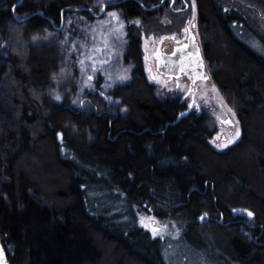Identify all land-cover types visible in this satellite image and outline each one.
Wrapping results in <instances>:
<instances>
[{
  "label": "trees",
  "instance_id": "trees-1",
  "mask_svg": "<svg viewBox=\"0 0 264 264\" xmlns=\"http://www.w3.org/2000/svg\"><path fill=\"white\" fill-rule=\"evenodd\" d=\"M95 1L0 0V236L9 264H187L174 257L180 244L200 264H264V26L254 18L264 19V0H194L205 61L240 123V140L223 151L210 143L204 112L177 121L178 95L161 98L147 77L135 21L157 29L142 7L156 0L107 8L125 31L110 104L87 90L74 105L53 101L64 53L32 41L94 21ZM146 210L185 226L154 237L140 224Z\"/></svg>",
  "mask_w": 264,
  "mask_h": 264
},
{
  "label": "rangeland",
  "instance_id": "rangeland-1",
  "mask_svg": "<svg viewBox=\"0 0 264 264\" xmlns=\"http://www.w3.org/2000/svg\"><path fill=\"white\" fill-rule=\"evenodd\" d=\"M114 2H119V0H96L94 9L89 8L95 15L94 21L90 23L84 21L82 24L80 22L85 20V18L81 17L78 22L75 21L80 26L71 29L65 27L59 33L54 31L45 38L32 41L35 46L54 44L61 48L64 53L65 65L53 79V101L55 103L74 105L79 100L78 97H82L86 90L87 92L100 94L105 102L111 103L112 100L108 95V91L116 86L123 73L122 68L118 67L117 57L120 56V51L123 50V37L125 35L121 14L117 11L108 12L107 9L102 12L105 5ZM188 3L191 4L193 12L190 24L193 22L197 24L198 12L196 3L194 0H190ZM143 7L146 6L143 5ZM113 13L116 15H113ZM254 18L255 21L264 26V19H261L256 14ZM135 23L143 32L145 31L143 30L145 27L142 21L137 20ZM196 30L199 44L202 47L203 43L198 26ZM249 38L247 37V39ZM142 41L146 65L145 51H148L150 56H152L156 44L148 35H142ZM207 70L212 79L208 66ZM155 76V80H152L151 75L147 72L149 81L154 82L157 86L158 96L165 98L169 94L167 90H170V94L173 92L171 90L174 89V84L166 85V79L159 73L155 72ZM199 86L198 101L202 112L207 115V119L210 122L209 125L214 129V135L210 143L219 151L226 150L236 144L241 138L240 123L237 115L222 97L213 79L210 84L202 83ZM182 88L187 89V86L181 84L180 89L182 90ZM121 112L125 113V110L121 109ZM227 120H231L234 124L226 125L224 121ZM71 132L73 131L71 130ZM237 132L240 133L239 136L236 135ZM250 213L252 212L244 209L233 210L235 217L253 224L254 214ZM139 217L141 226L148 229L154 237H176L185 226L180 218L160 220L155 217L151 210L142 211ZM153 228L156 230L153 231ZM173 254L176 259L184 260L187 264H200L188 254L185 247L181 244L173 249Z\"/></svg>",
  "mask_w": 264,
  "mask_h": 264
},
{
  "label": "flooded vegetation",
  "instance_id": "flooded-vegetation-1",
  "mask_svg": "<svg viewBox=\"0 0 264 264\" xmlns=\"http://www.w3.org/2000/svg\"><path fill=\"white\" fill-rule=\"evenodd\" d=\"M144 9L154 12L152 17L157 28L142 33L143 36L148 35L156 44L152 56L145 51L146 71L149 72L152 80H155L156 72L166 79V85L174 84L171 94L178 95L185 108L183 112L190 110L188 114L201 113L202 108L197 98L199 85L210 84L212 79L207 82L200 78L201 73L209 72L207 64L203 69L201 68L200 58L191 43L193 38L194 44L202 50L197 36V24L195 22L190 24L193 13L191 4L187 0H156L147 2V7ZM181 84L187 86V89L181 90ZM167 91L170 93V90Z\"/></svg>",
  "mask_w": 264,
  "mask_h": 264
},
{
  "label": "water",
  "instance_id": "water-1",
  "mask_svg": "<svg viewBox=\"0 0 264 264\" xmlns=\"http://www.w3.org/2000/svg\"><path fill=\"white\" fill-rule=\"evenodd\" d=\"M119 3L120 2H114V3H109V4L105 5L102 12H104L108 7L115 6V5L119 4ZM142 7H143V5H142ZM191 43H192L193 47L196 50V55L200 58L199 59V63L201 64V68L203 69L206 66V64H207L206 61H205L203 52H202L201 48H199L197 45L194 44L193 38L191 40ZM199 71L201 72V70H199ZM200 78H203L207 82L211 81V77H210L209 73H204V74L201 73ZM189 112H190V110L182 112L178 116L177 121H179L182 118L186 117ZM224 123L225 124H227V123L229 124L230 123L232 125L234 124L231 120L230 121L229 120L224 121ZM0 264H9L8 254H7V251H6V249H5L4 245H3L1 236H0Z\"/></svg>",
  "mask_w": 264,
  "mask_h": 264
},
{
  "label": "snow or ice",
  "instance_id": "snow-or-ice-1",
  "mask_svg": "<svg viewBox=\"0 0 264 264\" xmlns=\"http://www.w3.org/2000/svg\"><path fill=\"white\" fill-rule=\"evenodd\" d=\"M113 15H116V14H115V13H113ZM117 18H118V17H117ZM161 62H163V60H161ZM181 71H183V68H181ZM239 134H240L239 132H237V133H236V135H237V136H239ZM250 214H253V213H250ZM155 230H156V229H155V228H153V231H155Z\"/></svg>",
  "mask_w": 264,
  "mask_h": 264
}]
</instances>
